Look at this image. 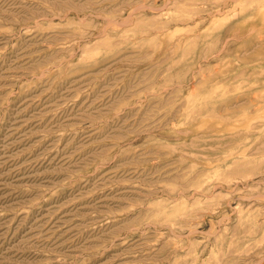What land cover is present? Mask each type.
<instances>
[{
  "label": "rangeland",
  "instance_id": "rangeland-1",
  "mask_svg": "<svg viewBox=\"0 0 264 264\" xmlns=\"http://www.w3.org/2000/svg\"><path fill=\"white\" fill-rule=\"evenodd\" d=\"M0 264H264V0H0Z\"/></svg>",
  "mask_w": 264,
  "mask_h": 264
}]
</instances>
